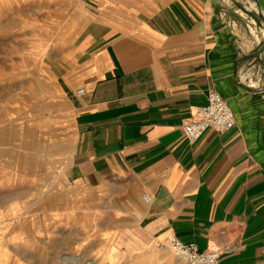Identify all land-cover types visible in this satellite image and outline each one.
Masks as SVG:
<instances>
[{
  "label": "crops",
  "instance_id": "1",
  "mask_svg": "<svg viewBox=\"0 0 264 264\" xmlns=\"http://www.w3.org/2000/svg\"><path fill=\"white\" fill-rule=\"evenodd\" d=\"M251 7L84 0L72 40L38 64L73 201L114 258L186 264L165 248L174 234L220 264H264V23ZM211 91L237 123L191 143L182 125Z\"/></svg>",
  "mask_w": 264,
  "mask_h": 264
},
{
  "label": "rangeland",
  "instance_id": "2",
  "mask_svg": "<svg viewBox=\"0 0 264 264\" xmlns=\"http://www.w3.org/2000/svg\"><path fill=\"white\" fill-rule=\"evenodd\" d=\"M83 1L0 0V264H132L92 241L39 94L38 64L72 40Z\"/></svg>",
  "mask_w": 264,
  "mask_h": 264
},
{
  "label": "built area",
  "instance_id": "3",
  "mask_svg": "<svg viewBox=\"0 0 264 264\" xmlns=\"http://www.w3.org/2000/svg\"><path fill=\"white\" fill-rule=\"evenodd\" d=\"M78 93L81 95L84 90ZM236 123L235 114L227 100L218 92L211 91L207 104L196 108L193 115L185 119L182 131L189 142L195 143L210 129L227 132L233 129ZM143 197L147 203L152 201L151 196L147 194ZM166 242L169 248L186 264H220L219 251H201L196 244L185 243L174 234L168 235Z\"/></svg>",
  "mask_w": 264,
  "mask_h": 264
},
{
  "label": "water",
  "instance_id": "4",
  "mask_svg": "<svg viewBox=\"0 0 264 264\" xmlns=\"http://www.w3.org/2000/svg\"><path fill=\"white\" fill-rule=\"evenodd\" d=\"M247 1L252 4V7H251L252 10L256 13L257 17L264 23V12L262 11L257 0H247ZM263 53H264V42L259 50L258 55H261Z\"/></svg>",
  "mask_w": 264,
  "mask_h": 264
},
{
  "label": "bare ground",
  "instance_id": "5",
  "mask_svg": "<svg viewBox=\"0 0 264 264\" xmlns=\"http://www.w3.org/2000/svg\"><path fill=\"white\" fill-rule=\"evenodd\" d=\"M38 215V214H37ZM180 262H181V260H180ZM108 264H113V263H108Z\"/></svg>",
  "mask_w": 264,
  "mask_h": 264
}]
</instances>
